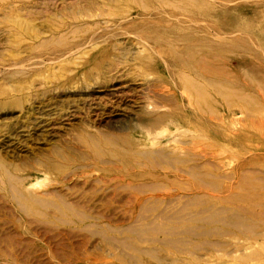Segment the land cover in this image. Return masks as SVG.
I'll list each match as a JSON object with an SVG mask.
<instances>
[{"label":"rangeland","instance_id":"obj_1","mask_svg":"<svg viewBox=\"0 0 264 264\" xmlns=\"http://www.w3.org/2000/svg\"><path fill=\"white\" fill-rule=\"evenodd\" d=\"M205 2L196 110L190 15L0 0V264H264V0Z\"/></svg>","mask_w":264,"mask_h":264},{"label":"bare ground","instance_id":"obj_2","mask_svg":"<svg viewBox=\"0 0 264 264\" xmlns=\"http://www.w3.org/2000/svg\"><path fill=\"white\" fill-rule=\"evenodd\" d=\"M129 1L131 3H134V4L138 5L143 10V11L141 10L139 12L140 14H143L144 12L152 13V11H155V9H165V7H168L169 6L170 8L172 7V9H174L175 11H178L179 13L183 14L185 16L184 18H186V15H190L192 21L198 22V24L196 25L195 32H193L191 29H189V26L190 25H184L183 26V24L180 25V26H182L181 28H178V27H180L178 25L169 26V27H167L168 30H166V32L169 34L167 37L172 38V41H171L172 47L171 48H173L174 42L175 43H178L179 40H182V41L185 42V46L182 48L183 49L182 52L181 53H178V55H176V57H174V61H173L174 63L178 64L179 65V68H180V70H179L180 72H179V74H177L178 77H179V81L182 84V86L180 88V90H182L180 96H182L183 98L187 99L188 104L190 106L193 105V107H194L195 106V103L196 104H201L200 103V100H198L196 98L193 101V96L196 93L199 92V90L201 89V87L202 88L204 87L203 77H202V75L200 73H198L199 71H197L198 70V66L197 65H198V62L200 63V61L205 60V58L203 57L204 59L199 61L198 59H202L201 56H200L201 58H198V55L195 52L192 53V55H190L188 53V51H190L189 50L190 48H195L194 50H197L199 47H196V45H200L201 38H203L201 36L202 29L200 27V22H201L202 17L208 15L207 14L208 13V11H207V7L208 6L206 5L205 0H129ZM130 7H132V6H130ZM198 25H199V27H198ZM203 40H204V38H203ZM190 44H192V45H190ZM214 50H216V49H214ZM202 53L200 55H202ZM194 57L196 58V61H198L195 64L190 60V59H192ZM91 61H92V63H95L96 64V62H97V53L92 56ZM202 65H204V64H202ZM202 68H203V66H202ZM85 74L87 75V73H85ZM220 86L222 87L223 85L221 84ZM174 94L176 96L177 95V92H174ZM202 96H203V94H202ZM155 103L156 102L154 100H151L150 102L147 103L146 108H149L150 109L151 107H155V108H157V110L154 111V113L151 115L150 118H147L146 121L142 122L141 123V126H140V129H144V131L147 130V132L145 131V134L147 136L149 135L152 140L159 139V137L161 135L163 137H166L165 136L166 132H169L170 127H173L174 126L173 125L174 122L171 121L172 119L171 118H165V114L164 113H161V111L158 109V108H160L162 106H158ZM184 104H186V103H184ZM164 105L165 104H163V106ZM190 108H192V107H190ZM202 110H204L203 107H202ZM148 113H151V112H148ZM155 118H158V120L155 119ZM180 118H182V117H180ZM177 125L180 127V126H183L184 123H182L180 120H178ZM185 125H186V123H185ZM185 125H184V127H185ZM161 127H163V128L165 127L166 130H165V132H161V134H158L157 130L159 128H161ZM170 136H168V137H170ZM159 142H160V140H159ZM199 143H201V142H199ZM160 153H162V152H160ZM162 157H164V156H162ZM167 189H166V191H167Z\"/></svg>","mask_w":264,"mask_h":264}]
</instances>
